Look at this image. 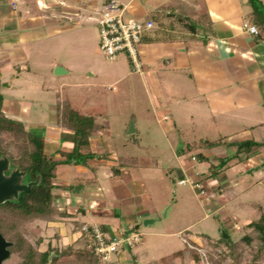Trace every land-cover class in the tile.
Instances as JSON below:
<instances>
[{
    "label": "crops",
    "instance_id": "crops-1",
    "mask_svg": "<svg viewBox=\"0 0 264 264\" xmlns=\"http://www.w3.org/2000/svg\"><path fill=\"white\" fill-rule=\"evenodd\" d=\"M106 1L109 0H0L2 111L16 120L32 114L35 118L48 116L49 124H33L29 132L44 137V150L51 160L64 159L61 151H69L73 146L71 132L58 122L57 107L71 101L57 96L51 102L49 82L74 76L80 70L81 60H96L89 48L97 45L96 19ZM113 1L124 7L127 17L143 23L153 21V26L143 31L138 46L141 70L135 71L129 61L128 65L142 76L143 85L152 89L149 95L155 107L165 113L162 117L170 113L174 128L177 124H189L192 133L207 125L211 132H216V137H234L231 142L223 141V145L212 143L193 149L203 151L202 159L191 156V159L195 157L193 162L217 158L229 161L233 171L227 175L226 170L220 169V181L218 177L210 179L203 172H194L192 163L184 161L179 151L174 153V161L180 177L187 176V180L198 181L208 188L200 195L206 210L222 208L224 213L237 217L243 205L252 207L255 201L240 199L237 203L240 209L234 206L229 210L230 201L256 188L264 197L261 187L264 184V16H255L248 0ZM258 1L264 12V0ZM179 17L196 22L199 27L189 30ZM244 23L256 26L257 34L247 31ZM60 85L66 84L61 81ZM36 88L40 90L35 91ZM107 125V122L98 125V119L94 118L88 144L81 149L82 153L99 154L100 158H92L86 166L57 165L56 181L66 186L54 188L53 203L66 213L65 221L78 215L88 217L90 224H98L108 235L118 236L127 227L137 229L138 219L154 221L157 201L167 203L163 199L168 195L163 183L167 177L163 161L168 159L119 155L107 146L105 135L111 136L104 128ZM44 130L46 135L41 133ZM206 137L209 138L205 141H215L211 136ZM57 140L63 141V147ZM244 142L249 145L244 146ZM250 142L257 145L256 151L252 154L239 151L241 147L248 148ZM189 143L199 142L190 140L185 145ZM128 156L135 157L136 162L113 173L112 167ZM209 165L212 167L213 163ZM156 179L158 182L154 183ZM220 183L233 185V189L223 190L226 202L222 206L210 196ZM252 221L248 222L246 232L251 229ZM48 224L58 229L59 240L65 239L69 245L74 241L63 220ZM186 235L177 233L184 242L199 240ZM125 255L117 254L118 260L125 259Z\"/></svg>",
    "mask_w": 264,
    "mask_h": 264
},
{
    "label": "rangeland",
    "instance_id": "rangeland-1",
    "mask_svg": "<svg viewBox=\"0 0 264 264\" xmlns=\"http://www.w3.org/2000/svg\"><path fill=\"white\" fill-rule=\"evenodd\" d=\"M99 39L98 36L96 46L89 48L92 52L91 55L96 59L95 61L81 60L79 62L80 70L75 72L74 76L61 80L66 84L64 87H61V81H55L52 84L49 82L48 94L51 102L57 96L69 99L77 110L85 114H91L96 108L97 113L94 111L93 115L94 118L98 119V125L107 122L108 125L104 128L111 134V136L105 135L108 144L106 145L116 150L119 155H134L151 160L161 159V161L168 159V161H163L164 167L166 166L164 169L167 172V177L163 183H166L168 190V195L163 199L167 203L165 204L163 200L157 201L158 206L156 214L153 215V218H155L153 222L144 225L145 219H138L136 231L142 235V240L131 248H125L123 251L126 254L125 259L118 260L117 255L113 254L108 264H249L253 258L250 247H245L239 260L235 262L227 244L218 242V240L229 238L228 241L233 242L238 240L244 233H247L248 222L250 219L256 222L260 214V207L264 206V197L263 194H260L262 193L261 190L256 188L241 197L239 196L240 198L238 197L237 200L233 199L229 202L228 209L231 210L234 209V206H238L237 203L240 199L255 201L252 207L249 205H243V209L237 207L241 211L235 218L229 216L226 213L227 211L224 213L222 208L208 211L201 201L203 199L200 197V189L193 187L192 179L184 184L179 183L180 179H186L187 176L180 177L178 175L177 164L174 161V153L179 151L184 161L192 163L191 168L194 172H203L210 179L212 177L219 178L218 171L220 169L226 170L227 175H230L233 170L229 166L228 160L224 164L222 159L219 158L215 159L216 161L210 160L211 162H201L199 160L193 162L191 156H196L197 153L203 151L186 149L185 144L190 140L199 142V138L205 141L209 138L206 137L208 135L215 140H207L211 144L223 145V141L228 140V142H231L234 137H216V132H211L212 129L207 125L199 126L197 133H192L189 124H177L174 128L170 113L167 112L166 117H162L165 113L159 110L160 107H155L153 99L149 95V92L152 93V89L147 85H143L142 76L130 69L128 65L130 62L129 57L122 53L115 60L108 59L99 47ZM34 90L39 91L40 89L36 88ZM32 95L35 94L32 92ZM43 101L45 102V98ZM19 121L22 122L27 131L31 129L30 126L33 124H43L44 126L49 124L48 116L35 118L33 114L29 118H20ZM131 122H133L135 131L128 133L127 130ZM41 133L46 135L45 130ZM70 136L72 137L70 138L72 144H70L73 146L74 135L71 133ZM57 144L63 147V141L57 140ZM179 146H182L183 149H178ZM256 146L241 147L238 150L252 154L257 150ZM68 150L71 151L72 147ZM62 156L65 157L67 154L65 153ZM100 156L94 154L92 158H100ZM92 158L85 157L78 164L89 165V160ZM210 163H213L211 169H209ZM135 168L136 166L132 167V169ZM56 179L58 180L57 176ZM200 185L203 190L208 191L204 184ZM220 187L211 190V193H209L222 206L226 202L223 198L225 196L223 190L233 189V185L221 184ZM261 187L264 189V184ZM152 195L154 196V194ZM165 213L166 216H164ZM64 218L65 216L58 219L66 223L68 235L72 234V237H74V241L70 245L75 248L85 246L87 241L81 231V226L83 222L89 224L91 219L80 217V215L70 218L68 221H65ZM25 229L32 240L41 236L42 241L38 247L41 251L45 250L49 244L59 249L69 245L65 239H58V229L53 228L48 222L34 220L28 222ZM180 232H183L186 237L187 233L199 238V240L196 239V242H192L185 239L184 242L177 236V233ZM76 234H79V236L77 237ZM224 234L228 237L225 238ZM186 247L194 249L198 253V262L194 261ZM178 250L180 252L174 254L172 258L169 257L170 259L167 262H160L161 258ZM17 262L18 258L12 255L9 260L5 261V264H17ZM256 263L264 264V258L257 260Z\"/></svg>",
    "mask_w": 264,
    "mask_h": 264
},
{
    "label": "trees",
    "instance_id": "trees-1",
    "mask_svg": "<svg viewBox=\"0 0 264 264\" xmlns=\"http://www.w3.org/2000/svg\"><path fill=\"white\" fill-rule=\"evenodd\" d=\"M255 16H264L258 0H248ZM179 20L189 30L195 31L199 27L196 22L188 21L182 17ZM264 22V17H263ZM264 26V23H263ZM206 28V26L204 27ZM2 95L0 93V156L5 155L9 158L12 167H19L26 172V180H33L36 174L41 173L42 167L48 169L47 174L41 176L37 186H33L28 192H22L13 201H6L0 204V233L11 242L10 257L15 255L18 258L17 264H100L99 258L95 255L92 248L87 244L83 247H73L68 245L63 249L49 244L43 251L39 250L42 241L41 236L30 239L25 225L34 220L54 222L58 218L66 216L65 212L59 211L54 205V188L64 187L65 184H58L56 179V167L62 163H80L83 158H92V153H81V149L88 144V137L94 125V108L91 114H85L68 101L58 105V122L61 126L69 130L74 135V145L71 151H62L67 154L62 160H51L47 157L44 150V137L35 135L27 131L21 121L8 118L2 111ZM97 113V112H96ZM209 141H199V143H189L187 149L193 150L195 147L210 145ZM255 143L250 142V148ZM181 149V148H180ZM198 159L203 155L196 154ZM135 157H122L118 166L112 167L113 173H118L121 168L133 165ZM225 159H222L224 164ZM211 169V167H209ZM252 228L244 233L236 241H228L221 238L218 242L227 244L230 254L237 262L245 247H250L252 261L249 264H257L256 261L264 258V209L260 207V214L256 222L249 224ZM136 229L135 227H133ZM103 230V228L101 227ZM38 230V228H36ZM105 231V230H103ZM195 262L199 261L198 253L194 249H188ZM164 256L160 259L161 263L167 262L174 254ZM51 258L49 260V255Z\"/></svg>",
    "mask_w": 264,
    "mask_h": 264
},
{
    "label": "built area",
    "instance_id": "built-area-1",
    "mask_svg": "<svg viewBox=\"0 0 264 264\" xmlns=\"http://www.w3.org/2000/svg\"><path fill=\"white\" fill-rule=\"evenodd\" d=\"M99 32V47L103 54L110 60H115L120 54L125 53L135 71L141 70V62L138 58V46L141 42L144 30L153 26L152 21L140 22L134 18L127 17L124 7L113 0L106 1L97 17ZM250 33L257 34L254 25L243 24ZM195 157H192L194 159ZM187 179H180L184 184ZM193 187L204 190L198 181H193ZM81 231L90 246L99 258L100 264H106L111 260L113 254H120L125 248H131L142 240V235L133 227H127L118 236L108 235L98 224L83 223Z\"/></svg>",
    "mask_w": 264,
    "mask_h": 264
},
{
    "label": "water",
    "instance_id": "water-1",
    "mask_svg": "<svg viewBox=\"0 0 264 264\" xmlns=\"http://www.w3.org/2000/svg\"><path fill=\"white\" fill-rule=\"evenodd\" d=\"M134 131L133 122L130 123L127 130L128 133ZM244 146H248V142L243 143ZM48 173V169L42 167L41 173L36 174L33 180L26 181V172L21 170L19 167H12L10 160L7 156H0V204L6 201H13L18 198L19 194L22 192H28L33 186H37L40 182L41 176ZM153 222V219L144 220L143 224L147 225L148 223ZM224 237L228 235L224 234ZM10 242L7 241L0 234V264L6 259L9 255L8 246ZM51 253L49 259L51 258Z\"/></svg>",
    "mask_w": 264,
    "mask_h": 264
},
{
    "label": "flooded vegetation",
    "instance_id": "flooded-vegetation-1",
    "mask_svg": "<svg viewBox=\"0 0 264 264\" xmlns=\"http://www.w3.org/2000/svg\"><path fill=\"white\" fill-rule=\"evenodd\" d=\"M25 180H26V177H25ZM26 181H28V180H26ZM1 234V233H0ZM2 235V234H1ZM3 236V235H2ZM4 237V236H3ZM5 238V237H4ZM6 239V238H5ZM7 241H9L8 239H6ZM10 242V241H9ZM11 243V242H10ZM10 246H11V244H10ZM10 246H8V250H9V247ZM11 257H10V250H9V255H8V257L6 258V259H4L2 262H1V264H5V261H7V260H9ZM50 260V259H49Z\"/></svg>",
    "mask_w": 264,
    "mask_h": 264
}]
</instances>
